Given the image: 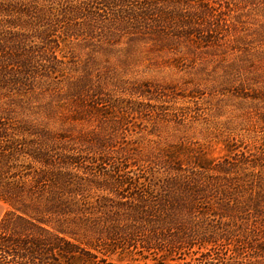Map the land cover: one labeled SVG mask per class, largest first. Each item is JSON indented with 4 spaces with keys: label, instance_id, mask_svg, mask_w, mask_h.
Instances as JSON below:
<instances>
[{
    "label": "rangeland",
    "instance_id": "374dc122",
    "mask_svg": "<svg viewBox=\"0 0 264 264\" xmlns=\"http://www.w3.org/2000/svg\"><path fill=\"white\" fill-rule=\"evenodd\" d=\"M0 235L264 264V0H0Z\"/></svg>",
    "mask_w": 264,
    "mask_h": 264
},
{
    "label": "trees",
    "instance_id": "16d2710c",
    "mask_svg": "<svg viewBox=\"0 0 264 264\" xmlns=\"http://www.w3.org/2000/svg\"><path fill=\"white\" fill-rule=\"evenodd\" d=\"M23 242L18 239L0 235V264H28Z\"/></svg>",
    "mask_w": 264,
    "mask_h": 264
}]
</instances>
